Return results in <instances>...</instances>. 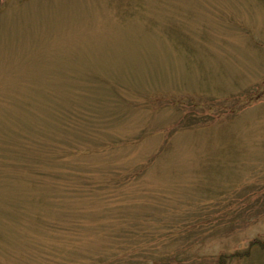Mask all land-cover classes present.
<instances>
[{
    "label": "rangeland",
    "instance_id": "374dc122",
    "mask_svg": "<svg viewBox=\"0 0 264 264\" xmlns=\"http://www.w3.org/2000/svg\"><path fill=\"white\" fill-rule=\"evenodd\" d=\"M253 240L264 0H0V264H219Z\"/></svg>",
    "mask_w": 264,
    "mask_h": 264
},
{
    "label": "trees",
    "instance_id": "16d2710c",
    "mask_svg": "<svg viewBox=\"0 0 264 264\" xmlns=\"http://www.w3.org/2000/svg\"><path fill=\"white\" fill-rule=\"evenodd\" d=\"M256 250L264 251V243H261L258 240H253L248 243V246L244 251L242 250L232 253H224V256H221L222 258L219 259V264H228L229 262H241L244 259L248 258L252 254V252Z\"/></svg>",
    "mask_w": 264,
    "mask_h": 264
}]
</instances>
